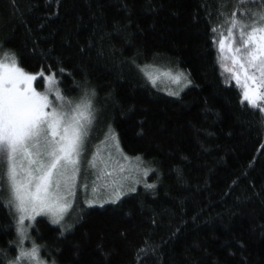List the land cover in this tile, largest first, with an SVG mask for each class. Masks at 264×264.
<instances>
[{
	"label": "trees",
	"instance_id": "obj_1",
	"mask_svg": "<svg viewBox=\"0 0 264 264\" xmlns=\"http://www.w3.org/2000/svg\"><path fill=\"white\" fill-rule=\"evenodd\" d=\"M222 4L243 11L240 0H0V56L55 72L69 99L87 89L121 153L157 173L154 188L80 208L63 235L37 219L31 236L49 263L264 264V114L220 66ZM161 59L192 82L176 97L145 75ZM6 196L0 256L11 259L19 238Z\"/></svg>",
	"mask_w": 264,
	"mask_h": 264
},
{
	"label": "snow or ice",
	"instance_id": "obj_2",
	"mask_svg": "<svg viewBox=\"0 0 264 264\" xmlns=\"http://www.w3.org/2000/svg\"><path fill=\"white\" fill-rule=\"evenodd\" d=\"M220 7L221 30L218 33L216 27L212 28L214 34L218 33L213 37V43L218 47L220 66L241 89V103L246 102L248 107L264 114V6L253 11L245 0H240L236 7H242L243 11L239 14L237 11L227 14L222 10L225 5ZM60 72H64L63 67ZM145 75L156 86V77L149 73ZM163 75L184 87L192 83L180 71L173 74L169 70ZM39 77L47 85L45 91H38L33 86L34 82L39 85L37 75L20 66L15 53L6 51L0 56V169L3 170L0 172V194L7 193L4 206L16 214L19 238L17 255L8 259L9 253L3 252L0 264L4 259H8V264H47L34 240L30 249L23 246L30 238L28 228L32 227L31 223L25 225V221L47 216L52 224L60 225L65 219L77 196V181L96 120L93 99L87 89L79 100H73L61 90L55 72L46 74L42 70ZM168 94L178 96L179 91ZM91 96H95L94 90ZM109 135L119 152L115 132L110 130ZM123 159L129 158L123 156ZM136 159L139 161L140 157ZM110 161L111 154L108 160L99 161L103 168L97 177L98 180L112 178L103 185L106 197H101L100 189L93 186L89 198L88 185H84L85 203L90 207L98 201L101 207L104 203L117 204L124 194L123 182L129 177L117 176V173H124L125 166L116 161V166L108 170ZM88 165L98 168L95 155ZM147 174L146 170L144 175ZM145 187L151 189L155 185L145 184ZM145 244L148 245L147 240ZM51 264H58V260L53 257Z\"/></svg>",
	"mask_w": 264,
	"mask_h": 264
},
{
	"label": "rangeland",
	"instance_id": "obj_3",
	"mask_svg": "<svg viewBox=\"0 0 264 264\" xmlns=\"http://www.w3.org/2000/svg\"><path fill=\"white\" fill-rule=\"evenodd\" d=\"M169 63H170L169 60L161 59L159 61V64H155L153 66H150L151 68L148 70V73L151 74L153 77H156V86H154V87L157 89V91L160 90L159 92L166 94V95H169L168 94L169 91H172V92L179 91V94H180L186 87H184L183 84L177 85V84L172 83L171 79L168 76L163 75V73H166L169 70H171V72L173 74L177 71H180L178 69H175V68L169 66L170 65ZM159 65H163V66L159 67ZM154 66H158V67L154 68ZM180 72H182V71H180ZM36 75H37L38 80H39V78H40L39 75L38 74H36ZM40 83H41L40 88L44 89L46 87V84L44 83L43 79L39 82V86H40ZM33 86L37 87V89H39V87L37 86V82H34ZM45 90L46 89H44L43 91H45ZM169 96L176 97V95H169ZM50 98L53 100L55 99L54 96H51ZM70 99H72V98H70ZM73 100H79V98L73 99ZM95 116H96V120H95L94 126L90 132V138H89V141L87 144V151L85 153L84 161L82 164V171H81V173L78 177V181H77V183H78L77 196H76V198H74L72 200V207L66 213L65 219L61 222L60 225H54L51 223L50 218L47 216L36 217V220L39 218L47 220L51 225L60 228L63 232H66L67 230H69L72 227L78 210L84 206L85 207L89 206L88 204L85 203V191H84L85 183L88 185V196H89V198H91V195H92L91 190H92L93 186H96L100 189L99 194L101 197H106L107 193L104 191L103 185H104L106 180H110L112 178L103 177L102 179L98 180L97 177L101 175L100 169L103 168V165L99 164V161L100 160H108L110 154H111V161L109 163V169L108 170H112V168L116 166L115 162L118 161L119 164H123L125 166V172L122 174L117 173V176H128L129 177L127 180H125L123 182L124 183V188H123L124 194L127 192L130 193L131 192L130 189L131 188L136 189L137 186H144L145 187V184H152V183L155 184V179L157 178L156 170L150 166L148 167L143 161L130 160V159L124 160L123 159L124 155L121 153V150L119 152L116 151L115 142L112 141L110 138V135H109L110 129L102 128L100 126L99 113L96 110H95ZM94 155L96 156V159H97V164H98L97 169H93V168L89 167V165H88V161L92 160ZM146 170H147L148 174L144 175V172ZM2 171L3 170L0 169V172H2ZM104 204H106V203H104ZM92 206H101V202L98 201L97 203L93 204ZM35 221H31V222L27 221V220L25 221V225H28L29 223L32 224V227L28 228V233H29L30 238L26 239L24 241L23 246L25 248L30 249L32 246L33 239L31 236V230L34 228ZM43 252L47 253V255H48V251L47 250L44 251V249H42L40 247L41 258L44 259L47 262V264H51L45 258V254Z\"/></svg>",
	"mask_w": 264,
	"mask_h": 264
}]
</instances>
